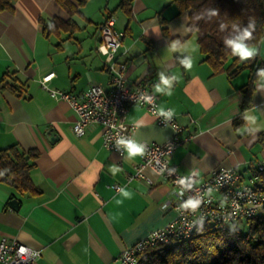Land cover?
<instances>
[{
    "label": "crops",
    "instance_id": "crops-1",
    "mask_svg": "<svg viewBox=\"0 0 264 264\" xmlns=\"http://www.w3.org/2000/svg\"><path fill=\"white\" fill-rule=\"evenodd\" d=\"M117 2L87 0L72 15L77 28L48 37L39 19L69 17L54 0H16L12 11L0 12V79L14 72L22 88L18 94L0 91V148L16 144L38 151L30 171L35 194L0 182V240L40 249L34 264H121L117 257L125 247L175 214L168 180L150 167L143 169L150 182L129 178L140 156L105 148L99 124L76 135L77 115L67 100L40 86V78L53 72L51 88H109L99 32L109 14L116 30L124 32L117 59L126 64V77L147 83L159 95V107L171 108L183 126L182 142L169 158L178 172L196 169L204 178L226 166L244 181L264 163V79L258 76L248 106L241 109L249 69L230 77L231 57L223 71L213 72L195 33L186 27L187 11L178 12L169 0H133L129 14ZM248 46L264 61V38ZM154 120L143 106L129 105L126 122L134 128L137 145L161 144L171 136L170 127ZM50 129L58 136L53 142L46 135ZM114 184L121 188L115 190ZM10 199L18 201L16 209Z\"/></svg>",
    "mask_w": 264,
    "mask_h": 264
},
{
    "label": "built area",
    "instance_id": "built-area-1",
    "mask_svg": "<svg viewBox=\"0 0 264 264\" xmlns=\"http://www.w3.org/2000/svg\"><path fill=\"white\" fill-rule=\"evenodd\" d=\"M100 48L105 54L109 73V88L91 84L86 89L73 92L51 88L49 80L54 73L43 75L40 86L56 98L67 100L77 118L73 123L76 135H82L90 124L101 126L102 144L119 155L125 153L120 140L136 142L134 128L126 122L129 105L143 106L160 126H168L171 136L161 144L141 141L143 153L129 178L142 177L150 182L143 169L150 167L170 183L168 200L175 214L162 227L151 230L133 244L125 247L117 257L121 264H140L139 252L159 243L187 239L202 226L209 229L224 228L240 220H249L264 213V163L259 162L251 174L242 180L232 167L218 166L201 178L196 169L180 173L169 160L173 150L182 142L183 126L176 120L171 108L159 107V95L145 82L126 77V64L117 59L124 32L116 30L114 18L109 16L99 26ZM183 181V183H181ZM119 190L121 185L114 184ZM189 200L199 201L195 210L185 208ZM40 249L32 248L15 239L1 238L0 264H34Z\"/></svg>",
    "mask_w": 264,
    "mask_h": 264
},
{
    "label": "trees",
    "instance_id": "trees-1",
    "mask_svg": "<svg viewBox=\"0 0 264 264\" xmlns=\"http://www.w3.org/2000/svg\"><path fill=\"white\" fill-rule=\"evenodd\" d=\"M16 0H0V12L12 11ZM68 18L54 16L47 22L41 20L42 33L46 37L61 31H73L76 22L72 15L87 0H54ZM133 0H119L117 8L130 14ZM178 12H188V29L195 33L203 60L211 65L213 72L224 70L226 61L233 57L227 67L231 77L243 69H249V76L242 88L241 109L248 106L252 89L259 73L264 71V61L258 55L241 60L233 55L225 41L233 39L249 24H253L251 39L246 45L258 46L264 36V0H169ZM215 13V14H213ZM110 14L106 16L107 18ZM106 18V19H107ZM164 30V29H163ZM14 72H5L0 79V91H21V85ZM241 121H235L238 125ZM261 142H264L262 135ZM35 149L22 150L16 144L0 148V182L13 186L19 193L35 194L37 188L30 179ZM248 224L247 231L240 224ZM140 264H264V213L249 220H240L230 226L217 229L199 227L187 238L159 243L139 252Z\"/></svg>",
    "mask_w": 264,
    "mask_h": 264
},
{
    "label": "clouds",
    "instance_id": "clouds-1",
    "mask_svg": "<svg viewBox=\"0 0 264 264\" xmlns=\"http://www.w3.org/2000/svg\"><path fill=\"white\" fill-rule=\"evenodd\" d=\"M213 14H215V13H213ZM253 28H254V25L250 23L248 28H245L235 38L228 39L225 41V43L229 47H231L233 55H238L241 60H246L250 57H253L256 54V49L254 47H249L248 45L245 44V40L251 39L252 31L250 29H253ZM184 64L188 68L191 67V61H189V60L184 61ZM259 75L262 79H264V71H261L259 73ZM162 82L166 85L169 83V81L163 80V78H162ZM118 143L125 145L128 153H129V156H135V155H139V154L143 153V148L141 146L137 145L135 142L120 140ZM181 183H183V181H181ZM124 195L127 196L128 193L125 192ZM198 204H199V201H197V200H189L184 205V207L185 208H191V209L195 210L196 207L198 206Z\"/></svg>",
    "mask_w": 264,
    "mask_h": 264
},
{
    "label": "water",
    "instance_id": "water-1",
    "mask_svg": "<svg viewBox=\"0 0 264 264\" xmlns=\"http://www.w3.org/2000/svg\"><path fill=\"white\" fill-rule=\"evenodd\" d=\"M46 135L50 142H53L57 139L56 137H58L56 132L51 129L46 132ZM8 203L14 209H16L18 206V201L16 199H10Z\"/></svg>",
    "mask_w": 264,
    "mask_h": 264
},
{
    "label": "rangeland",
    "instance_id": "rangeland-1",
    "mask_svg": "<svg viewBox=\"0 0 264 264\" xmlns=\"http://www.w3.org/2000/svg\"><path fill=\"white\" fill-rule=\"evenodd\" d=\"M240 227L242 228V230L247 231V229H248V224L242 222V223L240 224Z\"/></svg>",
    "mask_w": 264,
    "mask_h": 264
}]
</instances>
